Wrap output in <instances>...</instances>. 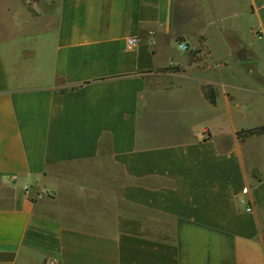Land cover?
I'll list each match as a JSON object with an SVG mask.
<instances>
[{"label":"crops","instance_id":"crops-1","mask_svg":"<svg viewBox=\"0 0 264 264\" xmlns=\"http://www.w3.org/2000/svg\"><path fill=\"white\" fill-rule=\"evenodd\" d=\"M195 3L4 1L0 264H264V0Z\"/></svg>","mask_w":264,"mask_h":264},{"label":"rangeland","instance_id":"rangeland-1","mask_svg":"<svg viewBox=\"0 0 264 264\" xmlns=\"http://www.w3.org/2000/svg\"><path fill=\"white\" fill-rule=\"evenodd\" d=\"M5 0H0V38L5 35L4 33L7 32V36L17 34L16 28H14L15 20L13 16V12H8L6 10ZM177 2V10H176V16H177V23L179 28H182L183 24L186 23L188 16L191 17L193 14L196 16V3L195 0H176ZM191 9V7L194 8V12L187 11L186 8ZM21 12V11H20ZM15 13H18L17 11Z\"/></svg>","mask_w":264,"mask_h":264},{"label":"built area","instance_id":"built-area-1","mask_svg":"<svg viewBox=\"0 0 264 264\" xmlns=\"http://www.w3.org/2000/svg\"><path fill=\"white\" fill-rule=\"evenodd\" d=\"M133 45H134V41L130 40V41L127 42V46L132 47ZM179 47H180V49L182 51H186L187 50V47L185 45H183V44H181Z\"/></svg>","mask_w":264,"mask_h":264},{"label":"trees","instance_id":"trees-1","mask_svg":"<svg viewBox=\"0 0 264 264\" xmlns=\"http://www.w3.org/2000/svg\"><path fill=\"white\" fill-rule=\"evenodd\" d=\"M264 129L261 128V129H253V130H250L248 131L247 133L252 135V134H258L260 131H263Z\"/></svg>","mask_w":264,"mask_h":264}]
</instances>
